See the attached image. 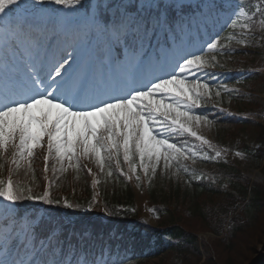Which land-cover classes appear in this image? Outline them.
Listing matches in <instances>:
<instances>
[{"label": "snow or ice", "instance_id": "obj_1", "mask_svg": "<svg viewBox=\"0 0 264 264\" xmlns=\"http://www.w3.org/2000/svg\"><path fill=\"white\" fill-rule=\"evenodd\" d=\"M44 3L84 11L68 21L36 9ZM184 8L183 0H145L135 9L124 3L85 6L82 0H0V199L6 202L0 208V264H89L68 256L55 233L40 238L37 223L18 221L9 207L24 200L59 203L47 190L33 193L37 150H44V178L52 173L49 188L58 174L79 171L82 159L94 161L108 178L114 162L129 181L139 182V173L151 180L158 169L207 179L181 161L222 155L198 134L211 121L196 110L212 99L204 78L218 79L206 71L215 67L206 57L215 61L232 50L223 38L204 41L195 51L178 44L185 29L199 31L211 19L202 11L185 16ZM52 20L58 24L46 23ZM227 26H239L251 42L256 26L264 27V7L250 15L240 7ZM185 135L207 151L198 153L187 141L178 144L176 138ZM100 182L94 178L93 187ZM64 207L74 205L65 200Z\"/></svg>", "mask_w": 264, "mask_h": 264}, {"label": "trees", "instance_id": "obj_2", "mask_svg": "<svg viewBox=\"0 0 264 264\" xmlns=\"http://www.w3.org/2000/svg\"><path fill=\"white\" fill-rule=\"evenodd\" d=\"M105 1V2H104ZM104 3H124L130 8H138L145 0H104ZM218 2L235 3V0H217ZM264 3V0H246V3ZM221 7V6H220ZM199 5H185V16L197 14ZM256 75H264L259 72ZM227 125H248L255 123L259 128L258 148L252 149L244 144L231 147L226 144L218 146L248 153L250 161L257 169H261L264 178V124L251 120H221ZM221 133L224 134V131ZM222 137V135H221ZM222 139V138H221ZM185 161L182 160V164ZM208 172L185 165L196 174H203L207 179H193L189 173L183 178L174 175V170L161 179L165 203L164 211L172 214L171 226L163 229L151 228L136 215L116 208L121 198H127L132 206L136 204V196L132 186L117 176H102L101 202L93 198L91 183L83 178V186H74V177L58 174L50 187V199L59 203L48 204L53 212H47L39 226V237L44 238L55 233L63 242L62 246L68 256L92 260L103 259L107 264H145L151 260L172 256L182 264H200L202 256L196 231L188 227L193 222L199 231L211 232L216 236L212 243L213 260L209 258L203 264H254L260 245L264 241V184L252 183L242 171L227 164L206 163ZM174 177H173V176ZM119 178V179H118ZM52 179V176H51ZM115 182V183H114ZM67 186V191L65 188ZM225 188H224V187ZM84 190L79 194L74 190ZM64 194L73 197V208L64 207ZM77 195L76 198L74 196ZM153 198H157L151 192ZM23 209L35 208V201H20ZM159 205L161 203H158ZM103 205L107 218H100L95 213ZM173 207L174 209H169ZM178 208L184 209L179 214ZM237 212L235 217L231 219ZM64 218L70 219L67 222ZM168 237L169 241H164ZM69 244V246H67ZM71 249V251H69ZM264 264V256L256 263Z\"/></svg>", "mask_w": 264, "mask_h": 264}, {"label": "rangeland", "instance_id": "obj_3", "mask_svg": "<svg viewBox=\"0 0 264 264\" xmlns=\"http://www.w3.org/2000/svg\"><path fill=\"white\" fill-rule=\"evenodd\" d=\"M83 2L85 0H82ZM165 2V0H162ZM201 0H183L184 3H195L199 2ZM32 2V0H30ZM202 12L205 15H210L211 19L208 23H212L213 21H220V28L222 26L227 27L228 33H226L221 40V43H225L228 45V47L232 50L231 56H225V55H217L216 60L213 61L211 58V54H209L206 58L209 60V63L215 64V67H217V63H222V68L224 72L223 74L221 72H214V68L206 69L211 74H214L218 79L213 80L205 77V81L212 85V99L204 106H208L207 108H210V111L208 114H213L215 111L217 112H229V114L234 113V111L241 112L245 114L246 116H258L261 123L264 124V75H256L254 73L255 70H259L260 68L264 67V27L256 26V30L253 33L254 39L251 40V42L245 41L242 36L240 35L242 29L238 26L235 29L229 28L228 22L233 16V13H235L240 7L244 6H238L234 11H231V7L227 6L226 10L224 11H216L215 6L210 0H202ZM36 9H48L51 10L55 17H65L68 21H73V18L77 16L80 12H83L81 8L78 6H75L73 8H65L62 6H58L51 3H44V4H37L35 5ZM264 7L262 4H255L254 5V11L257 8ZM245 8V7H244ZM245 11L250 15L252 12L248 8H245ZM246 22L245 19H241L240 23ZM47 23H50L52 25L58 24V20H52L47 21ZM202 31H204V27L201 26ZM200 30V29H199ZM234 36V39L229 42L227 40V37ZM204 41L200 40L198 37V31L193 29L191 32H189L187 29H185V33L180 37L179 41H177L178 44L182 43L188 51H194L197 48L201 46V44ZM236 49H245L244 53L241 52V55H238L235 51ZM229 63L232 65L233 69L236 70L235 74H230L228 66L225 64ZM227 67V68H225ZM226 73V74H225ZM253 74V75H252ZM234 77V78H233ZM224 85L227 86V91L224 89ZM221 90V97L219 100L215 97V91ZM203 108V106L201 107ZM223 109V110H222ZM197 109L196 111H198ZM219 127V128H216ZM224 131V134L221 133ZM197 132L199 135L203 136L205 139L209 140L214 146L217 144H226L230 145L231 147L236 146V144H244L246 146L251 147L252 149H256L258 147L257 139L259 137V128L256 126L255 123L243 125L242 123L240 125H224V126H215L214 124H201ZM222 135V137H221ZM182 139H187L188 136H180ZM192 138V137H191ZM222 138V139H221ZM193 142H188L187 144L190 147H193L195 151L198 153L201 151H206V147L204 149H201L199 146V141H195L194 138H192ZM185 142V141H184ZM44 150H37V154L34 157L33 160V169L35 171V185H33V193L35 195H40L44 191V183L41 179V175L39 174V171L43 170L44 163H43V153ZM240 155H236L237 152L232 151H222L220 159H223V163L225 164H232L244 173L245 176H247L249 179H251L253 182L262 183L263 178L261 176L260 170H258L255 166L252 165L249 155L247 152L244 151H238ZM210 155V153H208ZM211 156V155H210ZM217 158V159H219ZM214 162V159L212 160ZM225 161V162H224ZM188 166H194L197 165V163H202V166L199 168L203 169L205 172L209 171V168H206L207 166H210L206 163H209L210 160H201L198 157L196 158L195 162H193L191 159L187 160ZM52 161H49V164H51ZM123 161L121 158V165ZM218 163V162H215ZM81 169L79 171H75L72 169H69L65 174H67L70 178L72 176L74 177V180L77 182H74V186H83V184H80V182H83L82 176L90 175L88 174L87 169H92V175L96 176L97 179L102 178V174L99 173L98 168L96 167L94 161L90 160H81ZM85 165L87 167H85ZM184 165V164H183ZM185 166V165H184ZM127 168V167H126ZM115 169V163L113 162L112 170ZM159 170V169H158ZM157 173L155 175L159 176L160 173ZM161 172V170H160ZM182 171L180 172V174ZM141 175V178L143 179V174L139 173ZM167 173H164L166 175ZM50 175V171H49ZM184 173L182 174V177L184 178ZM173 176V175H172ZM174 177V176H173ZM19 179V177H17ZM135 179V178H134ZM146 180V187L150 186L151 191L154 192L157 198H153L150 194V198L143 193H138L135 191L136 194V207L132 206V203H129L127 198H121V201H118V204L116 208L119 210H126L129 211L133 215H139L141 216L146 222L153 226H166L169 224H172L173 216L170 213H166L165 211L160 212L154 211L155 209L150 208L149 202H153L151 199H153L157 204L161 203L160 205L163 206V204L168 205L165 203L163 194L162 186L157 181H154V177L149 180L148 178ZM78 188V187H77ZM77 188L74 190V192H78L79 194L84 190H77ZM225 188V187H224ZM67 186L65 188V191H67ZM77 195L74 196L76 198ZM63 200L67 201L68 203L73 202V197L69 196L68 194H64ZM0 202L5 204L6 202L0 199ZM40 202V201H37ZM9 207L15 208L17 213V208L14 205H9ZM160 207V206H159ZM2 208V206L0 207ZM161 209V207H160ZM163 209H165L163 207ZM169 209H174L173 207H170ZM38 210V209H37ZM167 210V209H165ZM179 214H184V209L178 208L177 211ZM32 211H28L23 219H20V222H23L25 219L29 221H35L36 223L39 222V218L37 217L32 220L31 217ZM98 215H105V210L100 208L95 212ZM2 223V221H0ZM188 227L191 228V230H194L198 234L199 243H200V251L202 256V262L200 264H203L205 261H207L209 258H212L213 260L215 255L212 252L213 247L211 246L213 241L216 239V236L211 232L206 231H199L197 226H194L193 222L188 223ZM264 242V241H263ZM263 244V243H262ZM261 245L258 249L260 250ZM0 254H2V249H0ZM259 256V252H257V255L254 257L255 259ZM145 264H182L180 260L176 259V257L172 256H166L159 259L151 260L148 263Z\"/></svg>", "mask_w": 264, "mask_h": 264}, {"label": "bare ground", "instance_id": "obj_4", "mask_svg": "<svg viewBox=\"0 0 264 264\" xmlns=\"http://www.w3.org/2000/svg\"><path fill=\"white\" fill-rule=\"evenodd\" d=\"M42 23H45L44 21H42ZM47 23V22H46ZM49 26H52V24H50V23H47ZM0 86H2V85H0Z\"/></svg>", "mask_w": 264, "mask_h": 264}, {"label": "water", "instance_id": "obj_5", "mask_svg": "<svg viewBox=\"0 0 264 264\" xmlns=\"http://www.w3.org/2000/svg\"><path fill=\"white\" fill-rule=\"evenodd\" d=\"M262 252H264V246H263L262 249H261V253H262Z\"/></svg>", "mask_w": 264, "mask_h": 264}]
</instances>
